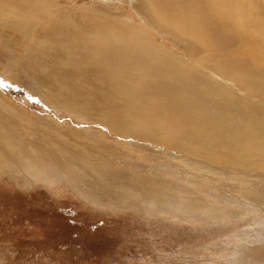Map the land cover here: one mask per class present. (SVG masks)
I'll return each mask as SVG.
<instances>
[{
  "label": "bare ground",
  "instance_id": "bare-ground-1",
  "mask_svg": "<svg viewBox=\"0 0 264 264\" xmlns=\"http://www.w3.org/2000/svg\"><path fill=\"white\" fill-rule=\"evenodd\" d=\"M69 1L77 7V0ZM130 5L138 19L108 0L93 1L83 18H76L65 0H0V47L12 53L11 63L23 64L39 87L54 91V96L37 91L47 104L121 135L264 173V60L255 46L264 37V0H131ZM36 24L49 46L42 61L28 55L23 39L33 36ZM166 39L175 45H166ZM62 93L67 101L58 98ZM20 122L29 126L33 139L22 135ZM37 124L53 133L48 125ZM39 130L0 96V173L18 171L21 180H28L42 172L49 180L65 163L77 160L48 149L56 145L40 141L45 134ZM84 139L80 144L98 158L93 165L80 163L88 178L83 183L100 200L133 196L141 186L149 201L162 202L180 189L160 175L117 174L100 166L101 158L113 157L135 167L123 152ZM242 192L264 200L263 183H251ZM185 194L190 195L187 208L203 209L201 200Z\"/></svg>",
  "mask_w": 264,
  "mask_h": 264
},
{
  "label": "rangeland",
  "instance_id": "rangeland-1",
  "mask_svg": "<svg viewBox=\"0 0 264 264\" xmlns=\"http://www.w3.org/2000/svg\"><path fill=\"white\" fill-rule=\"evenodd\" d=\"M65 1L76 18H83L93 1L100 5L107 0H77V7ZM108 1L138 19L131 0ZM207 10L215 17L211 7ZM38 25L32 37L23 39L28 55L42 61L48 44ZM39 39L42 47L37 45ZM165 43L175 45L170 39ZM255 43L263 62L264 37ZM4 49L0 47V96L35 122L45 134L40 141L56 145L48 149L69 153L77 160L65 163L49 180L43 179L42 172L28 180H21L18 171L0 173V264H264V200L242 192L251 183L264 184V173L244 169L241 163H216L200 153L195 156L136 135H121L104 123L47 104L37 91L50 96L54 91L39 87L20 61L11 63L12 53ZM58 98L67 101L64 93ZM37 120L53 133L38 126ZM28 127L25 122L19 124L22 135L31 140ZM62 132L73 134L64 137ZM81 136L123 152L135 167H125L113 157L101 158L100 166L117 174L142 171L160 175L180 189L162 202L149 201L141 186L133 190V196L100 200L99 194L83 183L88 178L80 163L93 165L98 156L84 149ZM64 138L77 139V143L69 145ZM36 146L43 149L39 143ZM185 190L201 200L203 209L187 208L190 195Z\"/></svg>",
  "mask_w": 264,
  "mask_h": 264
}]
</instances>
